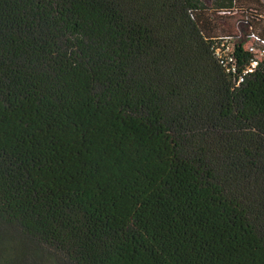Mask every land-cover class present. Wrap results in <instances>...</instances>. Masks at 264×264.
<instances>
[{"label":"trees","instance_id":"16d2710c","mask_svg":"<svg viewBox=\"0 0 264 264\" xmlns=\"http://www.w3.org/2000/svg\"><path fill=\"white\" fill-rule=\"evenodd\" d=\"M243 30L264 0H0V264H264Z\"/></svg>","mask_w":264,"mask_h":264},{"label":"built area","instance_id":"2783aa9c","mask_svg":"<svg viewBox=\"0 0 264 264\" xmlns=\"http://www.w3.org/2000/svg\"><path fill=\"white\" fill-rule=\"evenodd\" d=\"M242 32L237 36L239 39L242 37ZM252 42L245 44V46L254 53V57L251 60L250 66L245 70V72L252 71L258 64L259 61L264 59V42L258 41V36L255 33H251L249 37Z\"/></svg>","mask_w":264,"mask_h":264},{"label":"rangeland","instance_id":"374dc122","mask_svg":"<svg viewBox=\"0 0 264 264\" xmlns=\"http://www.w3.org/2000/svg\"><path fill=\"white\" fill-rule=\"evenodd\" d=\"M237 30V29H236ZM245 30H243V32H244ZM238 32H240V31H238ZM240 34V33H239ZM242 38H244V40H245V44H249L250 42H252V40L249 38V37H247L246 36V33L244 32L243 33V37ZM232 40V43L233 42H236L237 40H239V38L238 37H234L233 39H231Z\"/></svg>","mask_w":264,"mask_h":264}]
</instances>
